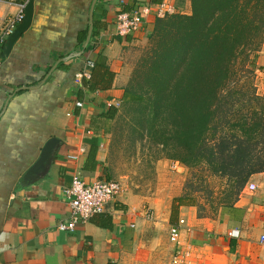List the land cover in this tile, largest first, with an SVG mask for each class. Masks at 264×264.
Wrapping results in <instances>:
<instances>
[{"label":"crops","instance_id":"obj_1","mask_svg":"<svg viewBox=\"0 0 264 264\" xmlns=\"http://www.w3.org/2000/svg\"><path fill=\"white\" fill-rule=\"evenodd\" d=\"M23 2L27 18L18 24L15 41L5 44L0 66V264H123L144 225L143 192L122 184L103 213L62 230L60 225L71 221L65 191L75 174L88 184L118 180L107 139L116 119L100 115L107 106L119 108L128 101L126 50L149 39L161 3L172 6V13L191 14L192 0H98V34L87 45L80 44L79 35L89 29L93 0H0V29ZM121 12L138 13L139 29L120 34ZM100 55L116 73L113 86L84 89L80 97L79 74L87 59ZM258 62H264V50ZM78 101L83 107L76 106ZM96 146L98 161L92 166L88 156ZM172 205L165 213L169 227L186 220L184 211L194 208L182 205L173 215ZM235 208L244 206L239 201ZM230 232L221 236L184 228L183 240L194 248L196 264H264V206L247 208Z\"/></svg>","mask_w":264,"mask_h":264},{"label":"trees","instance_id":"obj_2","mask_svg":"<svg viewBox=\"0 0 264 264\" xmlns=\"http://www.w3.org/2000/svg\"><path fill=\"white\" fill-rule=\"evenodd\" d=\"M87 32L79 35L81 45L86 43ZM97 34L95 27L93 37ZM149 37L153 56L146 72L143 68L140 74L146 75V90L140 91H151L152 97L147 99L127 89L128 102L144 104L148 112L143 114L147 122L142 123L146 136L166 148H184V156L167 153L166 157L187 165L200 156L206 158V166L214 172L227 173L226 157L233 159L235 167L240 166L245 161L244 145L260 138L264 127L256 112L241 122H231L237 116L240 100L237 93L231 95L230 87L232 76L237 73L236 61L244 53L247 58L252 57L264 40V0H192L191 14L158 17ZM93 62L90 77L83 78L80 97L85 94L84 89L94 92L113 86L116 73L103 56ZM118 113V107L109 105L100 116L114 120ZM222 117H229L227 126L219 125ZM217 149L222 153L221 160L216 157ZM98 150L93 147L88 156L92 166L97 164ZM257 165L264 169V162ZM248 181V175L239 178L238 194L245 190ZM182 205L192 204L186 198H175L173 215L179 213Z\"/></svg>","mask_w":264,"mask_h":264},{"label":"rangeland","instance_id":"obj_3","mask_svg":"<svg viewBox=\"0 0 264 264\" xmlns=\"http://www.w3.org/2000/svg\"><path fill=\"white\" fill-rule=\"evenodd\" d=\"M151 44L153 42L149 37L147 41L129 46L124 55L125 75L129 80L127 88L143 94L147 99L152 97V93L140 91L146 90V75L140 74L143 68L146 72L152 59ZM258 48L253 56L259 58L264 50V40ZM245 55L236 61L237 73L232 76L231 95L236 96L237 93L240 104L236 105L237 116L231 122H241L256 112L264 127V62L259 63L258 58L255 60L253 56L247 58ZM119 108L118 117L109 125V162L114 178L127 186H138L146 201L144 225L123 264H170L172 248L168 242L169 220L165 213L177 197L186 198L194 205V208L184 211L187 220L185 229H202L221 236L230 235V231L245 217L247 208L264 206V169L257 165L264 162V133L244 145L245 161L240 166L235 167L233 159L226 157L228 174L214 172L212 167L206 166V158L200 156L193 159L191 165L166 157L167 153L173 156H184L186 153L184 148H166L146 136V131L142 129V123L147 122L143 114L148 113L144 104L127 101ZM228 118L219 119V125L223 123L227 126ZM215 145L218 146V143ZM217 150L216 157L221 160L222 153ZM245 175H248V183L253 181L258 184L256 192L246 187L238 194L239 178ZM239 201L244 206L241 210L235 208Z\"/></svg>","mask_w":264,"mask_h":264},{"label":"built area","instance_id":"obj_4","mask_svg":"<svg viewBox=\"0 0 264 264\" xmlns=\"http://www.w3.org/2000/svg\"><path fill=\"white\" fill-rule=\"evenodd\" d=\"M16 3L17 0H8ZM26 2L19 3V12L9 18L6 24L0 29V66L4 46L15 33L18 24L26 17ZM173 8L169 4L161 3L158 8V17H165L172 13ZM141 17L138 13L121 12L117 17V25L122 35H129L139 29ZM94 62L87 59L85 68L79 74V79L89 77ZM83 102H76V106L83 107ZM123 185L118 180H97L91 184L86 183L80 174H75L71 185L65 193L70 201L71 221L69 224H61L62 230H73L79 222L91 220L96 215L105 211L106 205L110 200L117 197L122 192ZM248 190L255 192L259 186L256 182H249ZM186 220L180 218L177 224L169 227V242L172 245L170 264H196V253L194 248L183 240V232ZM233 234V232L231 233ZM261 242L264 244V233L261 235Z\"/></svg>","mask_w":264,"mask_h":264},{"label":"water","instance_id":"obj_5","mask_svg":"<svg viewBox=\"0 0 264 264\" xmlns=\"http://www.w3.org/2000/svg\"><path fill=\"white\" fill-rule=\"evenodd\" d=\"M98 2V0H93L92 6H91V10H90V23H89V29H88V35H87V39H86V45L89 44L92 35H93V31H94V27H95V21H94V11H95V6L96 3ZM27 17H25L24 20H26ZM16 34H17V30L15 31V33L12 35V37L8 40L7 44L8 46H10L16 39ZM84 53V50H82L81 52H77L75 54V56L79 57ZM56 67L52 68V70L49 72L48 76L54 71ZM51 142H48L47 145L45 146L43 153H42V157H44L51 145ZM41 162V161H40Z\"/></svg>","mask_w":264,"mask_h":264}]
</instances>
